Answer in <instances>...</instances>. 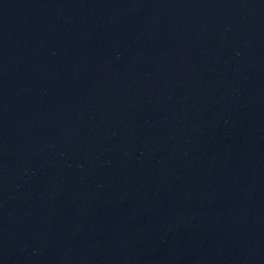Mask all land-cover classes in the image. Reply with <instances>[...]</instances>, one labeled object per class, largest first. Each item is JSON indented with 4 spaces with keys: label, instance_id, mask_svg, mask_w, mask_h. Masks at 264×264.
<instances>
[{
    "label": "water",
    "instance_id": "95a60500",
    "mask_svg": "<svg viewBox=\"0 0 264 264\" xmlns=\"http://www.w3.org/2000/svg\"><path fill=\"white\" fill-rule=\"evenodd\" d=\"M0 264H264V0H0Z\"/></svg>",
    "mask_w": 264,
    "mask_h": 264
}]
</instances>
